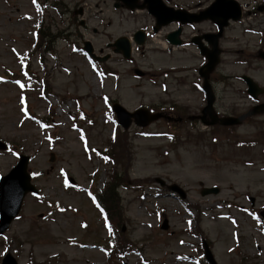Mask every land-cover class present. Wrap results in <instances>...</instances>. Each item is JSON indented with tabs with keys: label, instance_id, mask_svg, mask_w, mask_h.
<instances>
[{
	"label": "rangeland",
	"instance_id": "1",
	"mask_svg": "<svg viewBox=\"0 0 264 264\" xmlns=\"http://www.w3.org/2000/svg\"><path fill=\"white\" fill-rule=\"evenodd\" d=\"M211 1L167 4L198 11ZM238 1L244 12L256 2L261 8L231 23L220 40L225 51L212 76L215 107L232 115L252 105L241 74L264 87V61L255 58L257 48L264 49V0ZM41 2L0 0V139L9 144L0 150V176L21 152L39 190L38 196L26 194L19 218L0 235V260L10 252L18 264H109L105 249L94 243L103 240L108 247L112 233L86 188L99 192L115 175V226L119 239L137 249L111 264H202V240L217 264H264V227L252 219L264 210V116L230 130L195 122L193 130L186 118L204 105L196 89L200 58L189 46L167 50L164 35L173 24L153 33L146 11L114 9L109 0ZM81 7L82 14L75 13ZM194 27H184L185 39L215 29L210 21ZM140 28L149 36L133 47L131 61L107 47ZM84 40L108 59H89L81 50ZM23 64L34 73L30 79ZM134 68L145 75H135ZM220 75L229 77L223 82ZM111 101L128 110L162 106L184 121L160 119L126 130L112 120ZM104 147L115 161L92 151ZM172 183L186 192L181 202L165 188ZM203 186L219 190L203 195ZM163 220L166 229L160 228Z\"/></svg>",
	"mask_w": 264,
	"mask_h": 264
},
{
	"label": "water",
	"instance_id": "2",
	"mask_svg": "<svg viewBox=\"0 0 264 264\" xmlns=\"http://www.w3.org/2000/svg\"><path fill=\"white\" fill-rule=\"evenodd\" d=\"M122 1L131 9L134 7H144L146 5L148 11L156 18V26L154 27V30H157L161 25L170 23L172 21H180L181 23H185L210 19L218 25L219 32L217 34L211 35L213 37L206 36L208 42L212 45V50L205 53L209 61L204 67L200 69V75L204 78L203 88L207 93V106L204 108L203 112L209 111L211 114L213 94L209 90L207 78L209 73L218 62L217 38L221 35L223 26L228 24L229 19L237 20L240 18L241 10L238 2L236 0H214L206 9L198 13H188L184 10H174L171 7H167L162 3L161 0H144V2L140 5L136 4L137 0ZM179 32L180 30L178 29L170 33L168 35V40L172 43H180V40L177 38ZM134 39L136 43H142L144 40L142 31H137L134 35ZM113 45L115 46L116 52L122 53V55L126 58L130 57V44L125 37L118 38ZM85 47L89 52L92 51L90 43L86 42ZM106 57L102 58V60L106 59ZM243 78L248 85V92L252 96L255 97L258 93L262 92V89L259 88L251 78L246 76ZM262 107H264V104L255 107L254 110L261 109ZM113 110L116 113L118 122L124 128H127L131 124L132 118L135 124L144 126L150 121L162 116L161 113H150L144 108H139L134 112H129L118 103L113 104ZM254 110L252 112H254ZM240 119L241 117H225L220 119V123L236 124L240 122ZM215 120L216 119L213 116V120L210 123H214ZM26 161L27 157L21 156L17 164L0 181V232L4 231L8 227L10 221L17 215L25 193L28 191H36L35 188L30 184V176L26 171ZM170 189L176 190L177 187L172 185L170 186ZM212 191L216 192L217 189H205L202 194ZM207 257L209 259L211 258L209 252H207ZM3 264H16V262L13 257L7 254L3 258Z\"/></svg>",
	"mask_w": 264,
	"mask_h": 264
},
{
	"label": "flooded vegetation",
	"instance_id": "3",
	"mask_svg": "<svg viewBox=\"0 0 264 264\" xmlns=\"http://www.w3.org/2000/svg\"><path fill=\"white\" fill-rule=\"evenodd\" d=\"M248 13H255V11L253 10V11H250V12H248ZM208 32H212V31H207V30H204V31H202V30H197L196 32H194V33H192L191 35H190V39H189V41L191 40V39H193L194 37H197V36H201V35H203V34H205V33H208ZM223 38V36L220 38V40ZM201 40V42H202V48H204V49H206V48H208L207 46H206V43L205 42H203L202 41V39H200ZM220 40H219V45H220ZM191 42V41H190ZM193 45V44H192ZM193 47H195V48H197L196 46H193ZM206 47V48H205ZM198 49V48H197ZM221 49V55H223V53H224V49H222V48H220ZM197 51V55H198V57L202 60V62H204L205 61V58L203 57V56H201L200 55V53H199V51L198 50H196ZM201 116V114H200V112L199 113H197V114H192V115H190V116H188V117H191L192 119H193V121H196V122H200V121H204V122H207V121H209V119L207 118V117H204V118H201L200 117ZM177 119L176 120H178V118H181L180 116H178V117H176ZM182 120V118L180 119V120H178V121H181Z\"/></svg>",
	"mask_w": 264,
	"mask_h": 264
},
{
	"label": "trees",
	"instance_id": "4",
	"mask_svg": "<svg viewBox=\"0 0 264 264\" xmlns=\"http://www.w3.org/2000/svg\"><path fill=\"white\" fill-rule=\"evenodd\" d=\"M110 185H112V187L114 188V186L116 185L115 181L113 184L110 183ZM115 204V202H113V205Z\"/></svg>",
	"mask_w": 264,
	"mask_h": 264
},
{
	"label": "snow or ice",
	"instance_id": "5",
	"mask_svg": "<svg viewBox=\"0 0 264 264\" xmlns=\"http://www.w3.org/2000/svg\"><path fill=\"white\" fill-rule=\"evenodd\" d=\"M34 2H35V0H34Z\"/></svg>",
	"mask_w": 264,
	"mask_h": 264
}]
</instances>
